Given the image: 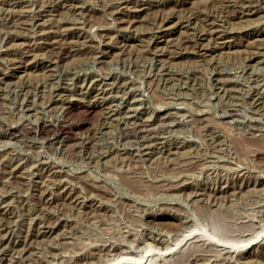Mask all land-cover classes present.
<instances>
[{"label": "rangeland", "instance_id": "obj_1", "mask_svg": "<svg viewBox=\"0 0 264 264\" xmlns=\"http://www.w3.org/2000/svg\"><path fill=\"white\" fill-rule=\"evenodd\" d=\"M221 1L0 0V264H264V0Z\"/></svg>", "mask_w": 264, "mask_h": 264}, {"label": "bare ground", "instance_id": "obj_2", "mask_svg": "<svg viewBox=\"0 0 264 264\" xmlns=\"http://www.w3.org/2000/svg\"><path fill=\"white\" fill-rule=\"evenodd\" d=\"M230 1H232V0H230ZM235 1H236V0H235ZM238 1H239V0H238ZM247 1H249V0H247ZM250 1H251V0H250ZM250 1H249V3H250ZM218 2H219V1H218ZM221 2H222L223 4H224V3H227V1H224V0H222ZM221 2H220V4L222 5ZM233 2H234V1H233ZM239 2H240V1H239ZM149 3H150V2H149ZM244 3H245V2H244ZM249 3H248V4H249ZM252 3H253V2H252ZM209 4H210V3H209ZM220 4H219V5H220ZM234 4H235V3H234ZM234 4H233V5H234ZM242 4H243V3H242ZM242 4H237V5H238V6H240V5L242 6ZM43 5H44V4H43ZM211 5H213V4H211ZM217 5H218V4H217ZM217 5L214 4V6H217ZM224 5H225V4H224ZM226 5H228V4H226ZM229 5H230V3H229ZM229 5H228V6H229ZM246 5H247V4H246ZM40 6H41V5H40ZM222 6H223V5H222ZM241 6H240V7H241ZM244 6H245V4H244ZM244 6H242V7L244 8ZM210 7H211V6H210ZM212 7H213V6H212ZM219 7H220V6H219ZM229 7H230V6H229ZM246 7H247V6H246ZM40 8H41V7H40ZM234 8H235V7H234ZM43 9H44V8H43ZM110 9H111V8H110ZM135 9H136V8H135ZM204 9H205V8H204ZM210 9H211V8H210ZM237 9H238V8H237ZM143 10H144V9L142 8V9L136 10V12H141V11H143ZM232 10H233V9H232ZM241 10H243V9L241 8ZM248 10H249V8H248ZM248 10H246V11H248ZM42 11H43V10H42ZM233 11H234V10H233ZM233 11H232V12H233ZM234 12H236V11H234ZM122 13H123V12H122ZM239 13H240V12H239ZM242 13H244V11H243ZM190 14H191V13H190ZM224 14H225V13H224ZM228 14H229V13H228ZM231 14H232V13H231ZM33 15H34V14H33ZM192 15H194V14H192ZM206 15H207V14H206ZM232 15H233V14H232ZM9 16H10V15H9ZM179 16H180V15H179ZM189 16H190V15H189ZM214 16H215V15H214ZM228 16H229V15H228ZM191 17H193V16H191ZM191 17H190V18H191ZM219 17H220V16H218V18H219ZM221 17H223V16H221ZM190 18H188V19H190ZM162 19H163V18H162ZM180 19H181V18H180ZM188 19H187V20H188ZM191 19H192V18H191ZM196 19H197V18H196ZM204 19H205V18H204ZM214 19H215V18H214ZM219 19H222V20H223V18H219ZM225 19H226V18H225ZM225 19H224V20H225ZM163 20H164V19H163ZM215 20H216V19H215ZM222 20H221V21H222ZM227 20H229V19H227ZM10 21H11V20H10ZM192 21H193V20H192ZM209 21H212V20H209ZM213 21H214V20H213ZM213 21H212V22H213ZM158 22H159V21H158ZM179 22H181V21H179ZM186 22H187V21H186ZM188 22H189V21H188ZM194 22H195V23H193V24H194V26H196V23H197L196 20H195ZM214 22H215V21H214ZM216 22H217V21H216ZM227 22H228V21H227ZM229 22H230V21H229ZM176 23H177V22H176ZM190 23H191V22H190ZM208 23H210V22H208ZM225 23H226V22H225ZM182 24L185 25V23H182ZM186 24L188 25V23H186ZM193 24H192V25H193ZM205 24H207V23H205ZM216 24H217V23H216ZM218 24H220V23H218ZM248 24H249V23H248ZM180 25H181V24H180ZM192 25H190V27H193ZM197 25H199V24L197 23ZM202 25H203V24H201V26H202ZM211 25H213V23H212ZM19 26H20V25H19ZM92 26H93V25H92ZM219 26H220V25H219ZM222 26H224V25H222ZM202 27H203V26H202ZM202 27H201V28H202ZM207 27H208V26H207ZM90 28H91V27H90ZM92 28H93V27H92ZM208 28H209V27H208ZM193 29H194V27H193ZM204 29H207V28H204ZM224 29H225V26H224ZM224 29H223V30H224ZM10 30H11V29H10ZM162 30H164V29H162ZM196 30H198V29H196ZM223 30H222V31H223ZM3 31H4V30H3ZM72 31H73V30H72ZM89 31H90V30H89ZM164 31H165V30H164ZM194 31H195V30H194ZM198 31H199V30H198ZM200 31H201V29H200ZM202 31L204 32V30H202ZM202 31H201V32H202ZM209 31H211V30L209 29L208 32H209ZM213 31H214V30H212L211 33H213ZM215 31H216V30H215ZM226 31H227V30H226ZM226 31H225V34H226ZM141 32H142V31H141ZM156 32H157V31H156ZM166 32H167V31H166ZM193 33H194V32H193ZM193 33H192V34H193ZM198 33H200V32H198ZM205 33H206V32H205ZM205 33H204V34H205ZM45 34H46V33H45ZM158 34H159V33H158ZM161 34H162V35L160 36V38H161V37H165V35H167V33H161ZM192 34H190V35H192ZM216 34H217V33H216ZM218 34H219V33H218ZM39 35H40V34H39ZM54 35H55V34H54ZM209 35H211V34H209ZM41 36H42V34H41ZM121 36H122V35H121ZM187 36H188V35H187ZM203 36H204V35H203ZM221 36H222V35H221ZM224 36H225V35H224ZM42 37H43V36H42ZM99 37H100V36H99ZM156 37H157V36H156ZM192 37H193V36H192ZM196 37H197V36H196ZM216 37H217V39H220L218 36H216ZM40 38H41V37H40ZM194 38H195V37H194ZM204 38H205V37H204ZM221 38H222V37H221ZM223 38H224V37H223ZM151 39H152V38H151ZM189 39H191V38L189 37ZM196 39H197V38H196ZM206 39H207V38H206ZM212 39H214V38H212ZM32 40H33V39H32ZM43 40H45V39H43ZM149 40H150V39H149ZM184 40H185V39H184ZM186 40H187V39H186ZM214 40H215V39H214ZM4 41H5V40H4ZM36 41H37V40H36ZM124 41H125V40H124ZM163 41H165L166 43L168 42V40H163ZM182 41H183V40H182ZM182 41H180V42H182ZM193 41H194V39H193ZM41 42H42V41H40V43H41ZM43 42H45V41H43ZM196 42H197V41H196ZM46 43H47V42H46ZM46 43H43V44H46ZM50 43H55V41L50 42ZM126 43H127V42H126ZM126 43H124V44H126ZM221 43H222V42H221ZM223 44H224V43H222V45H223ZM40 45H41V44H40ZM40 45H39V46H40ZM46 45H48V44H46ZM74 45H75V44H74ZM170 45H172V44H170ZM179 45H181V44L179 43ZM183 45H185V44H183ZM35 46H36V45H35ZM54 46H55V45H54ZM60 46H61V45H60ZM181 46H182V45H181ZM186 46H187V44H186ZM197 46H198V45H197ZM75 47H76V46H75ZM193 47H195L194 44H193ZM213 47H214V46H213ZM184 48H185V47H184ZM201 48H202V46H201ZM201 48H200V49H201ZM140 49H141V48H140ZM183 50H184V49H183ZM231 51H232V50H231ZM30 52H31V51H30ZM156 52H157V51H156ZM40 53H41V52H40ZM156 54H158V53H156ZM250 54H251V53H250ZM57 59H58V58H57ZM170 62H171V61H170ZM47 66H48V65H47ZM254 80H255V79H254ZM252 82H253V81H252ZM256 94H257V93H256ZM258 100H259V99H258ZM253 104H254V103H253ZM137 121H138V120H137ZM139 124H141V123H139ZM139 124H137V125H139ZM137 125H135V126H137ZM143 125H144V124H143ZM146 126H147V125H146ZM45 127H46V126H45ZM47 127H48V126H47ZM144 127H145V126H144ZM135 128H136V127H135ZM141 128H142V127H141ZM149 128H150V127H149ZM17 129H18V128H17ZM123 129H124V128H123ZM39 130H40V128H39ZM130 130H131V129H130ZM124 132H125V131H124ZM141 137H142V136H141ZM22 138H23V137H22ZM30 147H31V146H30ZM147 147H148V146H147ZM222 147H223V146H222ZM67 149H68V148H67ZM143 149H144V148H143ZM187 155H188V154H187ZM238 174H239V173H238ZM75 177H76V176H75ZM123 177H124V176H123ZM145 179H146V178H145ZM128 180H129V179H128ZM18 185H19V184H18ZM38 187H39V186H38ZM95 196H96V195H95ZM206 197H207V196H206ZM147 212H148V211H147ZM157 217H158V216H157ZM221 220H222V219H221ZM148 221H149V220H148ZM219 221H220V220H219ZM141 222H142V221H141ZM215 222H216V221H215ZM215 222H214V223H215ZM220 222H221V221H220ZM214 223H213V224H214ZM176 224H177V223H176ZM216 224H217V223H216ZM219 224H220V223H219ZM180 225H181V224H180ZM217 225H218V224H217ZM222 225H223V224H222ZM214 226H215V225H214ZM224 226H225V225H224ZM177 227H178V226H177ZM209 227H210V226H209ZM212 227H213V226H212ZM220 227H221V226H220ZM216 228L220 229L219 226H218V227H217V226L214 227V229H216ZM223 228H224V227H223ZM38 230H39V229H38ZM214 231H215V230H214ZM217 231H218V230H217ZM221 231H222V230H221ZM223 231H224V230H223ZM225 231H227V230H225ZM37 232H38V231H37ZM218 232H219V231H218ZM216 233H217V232H216ZM189 234H190V233H189ZM191 234H193V233H191ZM219 234H220V233H219ZM225 234H226V233H225ZM187 236H188V235H187ZM187 236H186V237H187ZM189 236H191V235H189ZM222 236H223V235H222ZM227 236H228V235H227ZM195 237H196V236H195ZM184 238H185V237H184ZM188 238H193V237H188ZM185 239H186V238H185ZM197 240H198V239H197ZM231 240H232V239H231ZM159 241H160V240H159ZM21 246H22V245H21ZM214 246H215V245H214ZM166 247H167V245H166ZM221 247H222V246H221ZM225 247H226V246H225ZM225 247L223 246L221 249H222V250H225ZM22 248H23V247H22ZM167 248H168V247H167ZM167 248H166V249L164 248V249H165V250H164V251H165L164 254H167V252L169 251ZM196 248H197V247H196ZM201 248H202V247H201ZM201 248H200V249H201ZM189 249L192 250L191 248H189ZM226 249H227V248H226ZM121 250H122V249H121ZM172 250H173V249H172ZM117 251H118V250H117ZM126 251H127V250H126ZM240 251H241V250H240ZM201 252H202V251H201ZM193 253H194V251H193ZM196 253H197V252H196ZM100 254H101V253H100ZM168 254H169V253H168ZM180 254H181V253H180ZM204 254H205V252H204ZM204 254H203V255H204ZM169 255H170V254H169ZM174 256H175V255H174ZM174 256H173V257H174ZM196 257H197V256H196ZM206 257H207V256H206ZM120 258H121V257H120ZM120 258H119V259H120ZM124 258H125V257H124ZM124 258H121V259H124ZM159 258H160V257H159ZM189 258H190V257H189ZM121 259H120V260H121ZM162 259H163V258H162ZM93 260H94V259H93ZM186 260H187V259H186ZM121 261H123V260H121ZM190 261H191V260H190ZM203 261H204V260H203ZM109 262H110V261H109ZM115 262H116V261H115ZM115 262H114V263H115ZM124 262H125V261H124ZM194 262H195V261H194ZM118 263H119V260H118ZM126 263H128V262L126 261ZM185 263H186V262H185ZM120 264H121V263H120ZM196 264H197V263H196Z\"/></svg>", "mask_w": 264, "mask_h": 264}]
</instances>
